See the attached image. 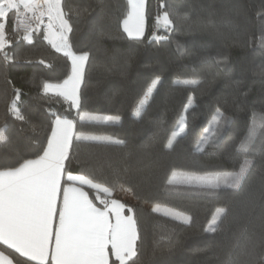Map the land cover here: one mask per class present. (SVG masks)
Instances as JSON below:
<instances>
[{"label": "trees", "instance_id": "1", "mask_svg": "<svg viewBox=\"0 0 264 264\" xmlns=\"http://www.w3.org/2000/svg\"><path fill=\"white\" fill-rule=\"evenodd\" d=\"M162 2L192 23L217 22L219 33L190 32L188 24L175 17H170L173 31L157 30L156 17L165 10L160 8ZM62 4L73 26L72 50L89 54L79 112L63 98L46 95L43 88L70 77V60L43 39V29L31 33L29 44L23 40L25 33L13 32L12 23L7 26L13 59L5 62L0 55V126H7L6 134L16 140L19 155L35 159L43 154L53 113L74 121L76 135H110L120 142L74 137L65 179L68 173L89 175L113 189L112 199L121 189L130 193L132 202H123L132 207L142 238L136 264H233L236 259L239 264H264V47L258 43L264 29V0H147L144 43L129 40L121 27L127 0H62ZM9 18L13 20L14 14ZM154 32L166 39L149 42ZM225 55L226 61L221 59ZM216 69L221 76L213 81L210 72ZM157 73L162 82L136 116L141 91ZM13 87L21 90L17 107L29 123L9 112ZM189 96L193 104L185 112ZM218 107L227 119L219 134L205 143L202 129ZM82 114L119 115L121 120L97 123L81 119ZM181 119L190 128L168 147ZM253 133V146L242 148ZM245 159L253 166L239 190L167 183L177 172L236 173ZM17 160L15 153L0 147V165H16ZM87 191L103 208L96 194ZM156 205L187 215L191 224L153 211ZM219 210L220 228L206 233L204 228ZM245 234L256 244L247 255H240ZM176 241L180 244L170 249ZM5 249L0 245V251Z\"/></svg>", "mask_w": 264, "mask_h": 264}, {"label": "snow or ice", "instance_id": "2", "mask_svg": "<svg viewBox=\"0 0 264 264\" xmlns=\"http://www.w3.org/2000/svg\"><path fill=\"white\" fill-rule=\"evenodd\" d=\"M163 12L156 17V29L165 32L173 31V19L188 24V31L200 33H219L220 25L208 19L192 23L187 16H179L166 3L160 4ZM76 15L79 10H72ZM14 14V20H9V14ZM29 14L31 21L29 23ZM48 18L43 39L57 53L71 61V76L62 85L45 83L44 92L47 95L51 90L64 101H71V106L80 110L79 85L83 82L85 65L89 54L83 52L77 55L72 50L70 33L73 26L68 13L64 11L62 0H0V20L8 21L14 25L12 31L23 27L25 35L23 40L29 44L33 37L31 32H39L44 17ZM145 0H127V11L122 19L121 27L129 40L137 43L145 41ZM33 23L35 27H33ZM7 25L0 23V55L5 62L13 59L8 49L12 41L6 36ZM255 38V34H253ZM165 36L155 32L148 37L149 42H163ZM258 43L264 47V29L258 38ZM226 61L228 57H221ZM44 64L43 59L40 60ZM220 59L217 60V64ZM111 70V69H108ZM121 74L126 71V65L120 66ZM212 80L221 76L219 69L210 72ZM161 73L146 83L141 91L142 99L135 110L139 116L146 103L154 97V93L161 84ZM10 83V82H9ZM185 84L198 83V81H183ZM14 99L9 112L16 120L29 123L28 118L18 109L17 101L21 90L13 87ZM193 104V98L188 97L184 111ZM53 123L50 125V136L47 137V147H41L42 155L35 159H26L19 155L17 142L6 134L7 126H0V147L18 156L16 165H0V245L6 246L0 252V264H136L139 253V242L142 240L138 230L137 220L133 215H124L125 204L112 199L113 189L102 182H98L89 175H73L68 173L65 179V161L70 158V150L75 140L93 141L96 143H119L110 135H84L74 133L75 125L72 121L62 119L59 115L51 114ZM81 119H85L81 116ZM90 120H101L106 124L120 122L119 115H104L102 117H88ZM227 117L219 107L215 114L202 129L204 142L216 137L224 126ZM190 128L189 123L181 119L178 129L173 132L168 147H172L176 137L181 136ZM33 130L35 128L33 127ZM254 144V133L249 136L242 148H250ZM18 165V166H17ZM252 161L245 159L239 172L226 179L219 176H187L177 181L169 179L167 183L185 184L195 189L218 190L222 186L239 190L246 182ZM62 181L67 186L62 185ZM91 189L103 208L98 207L85 190ZM123 190V189H122ZM153 208V211H157ZM129 213L133 209L128 207ZM226 214L227 210H223ZM174 220H181L183 224L190 225L191 218L181 216L173 211L165 213ZM114 218V222H113ZM222 221L213 217L206 233H215ZM264 239V232L261 234ZM180 241L170 245V249L178 246ZM256 241L253 236L245 234L241 239L240 255H247L250 247ZM10 250V251H9ZM7 253V254H6ZM25 258L19 261L16 257ZM239 264V260L233 261Z\"/></svg>", "mask_w": 264, "mask_h": 264}, {"label": "rangeland", "instance_id": "3", "mask_svg": "<svg viewBox=\"0 0 264 264\" xmlns=\"http://www.w3.org/2000/svg\"><path fill=\"white\" fill-rule=\"evenodd\" d=\"M146 4H147V0H145V6H146ZM5 22H6L5 20H0V23H5ZM45 26H46V25H45ZM30 34H31V33H30ZM156 34H157V33H156ZM157 35H159V34H157ZM6 36H7V38L9 39V36H8L7 32H6ZM162 36H164V35L162 34ZM146 104H147V103H146ZM138 106H139V105H138ZM87 117H102V115L93 114L92 116H87ZM91 121H92V122H97V123H103V121H101V120H91ZM236 173H237V172H236ZM234 174H235V173H216V174H209V175H197V174H191V173L177 172V173H174L170 179L175 178V180L179 181V180H181V179L184 178V177L195 175V176H209V177L219 176V177L223 180V179H226V178H228V177H230L231 175H234ZM176 184H180V183H176ZM184 185H185V184H184ZM222 187H224V186H222ZM119 196L121 197V194H120ZM122 198H124V197H122ZM126 207H127V208H128V207L132 208L131 206H126ZM153 208H157V209H158L157 212L162 213V214H165V213H167V212H169V211H173V212H175V213L178 214V215L188 217L187 215H185V214H183V213H181V212H179V211H176V210H174V209H172V208H170V207H167V206L156 205V206H154ZM220 215H221V211L219 210L215 217H217L218 220H219ZM167 216H168V215H167ZM170 217H171V216H170ZM180 221H181V220H180Z\"/></svg>", "mask_w": 264, "mask_h": 264}, {"label": "crops", "instance_id": "4", "mask_svg": "<svg viewBox=\"0 0 264 264\" xmlns=\"http://www.w3.org/2000/svg\"><path fill=\"white\" fill-rule=\"evenodd\" d=\"M146 7H147V4H146V6H145V11H146ZM10 15V14H9ZM8 19H10V18H8ZM6 23V25L8 26V21H6L5 22ZM47 23H48V18L45 16L44 18H43V23L40 25V29H43V32H44V35H45V28H46V26L45 25H47ZM145 33H146V22H145ZM78 55V54H77ZM71 62V61H70ZM87 64V63H86ZM85 68H86V65H85ZM85 73V72H84ZM71 76V75H70ZM68 80V79H67ZM64 83V82H63ZM63 83H61V84H54V83H52L53 85H62ZM82 84H83V82L79 85V96H80V90H81V87H82ZM49 94H54L51 90H49V92H48ZM70 104H71V101H68ZM74 108V107H73ZM74 109H76V108H74ZM81 116H84L85 117V120H87V116H90L89 114H82ZM62 119H65V120H69V121H72V120H70V119H66V118H62ZM73 123H74V125H75V122L74 121H72ZM74 133H75V129H74ZM65 163H66V161H65ZM62 185L63 186H67L66 184H64V182L62 181ZM86 191H87V189H85ZM116 195H117V198H114L116 201H118L119 203H122V204H124V202L123 201H127L128 200V202H132V199H131V195H130V193L127 191V190H125V189H121V190H119L118 192H116L115 193ZM121 194V197L119 196ZM122 197H124V198H122ZM124 215H133L134 216V213L132 212V213H129L128 211H127V207L124 209V213H123ZM113 222H114V218H113ZM0 252H2V251H0ZM114 258V257H113ZM111 259V258H110ZM115 259V258H114Z\"/></svg>", "mask_w": 264, "mask_h": 264}, {"label": "built area", "instance_id": "5", "mask_svg": "<svg viewBox=\"0 0 264 264\" xmlns=\"http://www.w3.org/2000/svg\"><path fill=\"white\" fill-rule=\"evenodd\" d=\"M14 20V19H13ZM29 23H32V21H31V14H29ZM13 27H14V25L12 24V29H13ZM33 27H35V24L33 23ZM15 33H25L24 32V28L23 27H20V28H18L16 31H15ZM31 33H33V32H31Z\"/></svg>", "mask_w": 264, "mask_h": 264}]
</instances>
